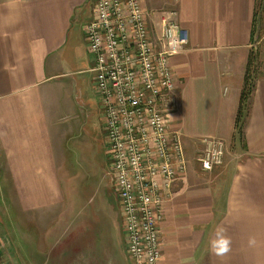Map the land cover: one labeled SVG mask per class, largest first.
<instances>
[{
	"label": "crops",
	"instance_id": "crops-1",
	"mask_svg": "<svg viewBox=\"0 0 264 264\" xmlns=\"http://www.w3.org/2000/svg\"><path fill=\"white\" fill-rule=\"evenodd\" d=\"M143 5L151 12L154 36L166 12L175 11L187 37L185 49L171 58L176 87L167 105L188 166L164 206L158 264H264V0ZM93 10L94 0H0V178L10 181L29 231L20 264H58L59 258L60 264H133L125 234L118 237L123 219L114 195L116 204L107 194V205L93 206L90 224L83 223L69 175L62 172L68 157L61 143L66 128H59L60 82L79 72L69 65L81 51L89 52L85 29ZM254 48L255 90L238 137L236 116ZM93 66L94 58L89 70L96 87ZM207 136L226 141L224 163L212 171L203 170L197 153L190 154L201 151ZM64 205L70 208L62 210ZM62 211L64 225L58 219ZM219 228L232 241L223 257L211 250ZM63 233L68 236L59 251Z\"/></svg>",
	"mask_w": 264,
	"mask_h": 264
},
{
	"label": "built area",
	"instance_id": "built-area-1",
	"mask_svg": "<svg viewBox=\"0 0 264 264\" xmlns=\"http://www.w3.org/2000/svg\"><path fill=\"white\" fill-rule=\"evenodd\" d=\"M166 13L154 36L143 0H94L93 18L85 29L133 264L160 261L164 206L188 166L167 105L176 87L171 58L185 49L187 37L176 12ZM225 156L223 138H203L197 158L203 170L222 165Z\"/></svg>",
	"mask_w": 264,
	"mask_h": 264
},
{
	"label": "rangeland",
	"instance_id": "rangeland-1",
	"mask_svg": "<svg viewBox=\"0 0 264 264\" xmlns=\"http://www.w3.org/2000/svg\"><path fill=\"white\" fill-rule=\"evenodd\" d=\"M92 65L93 56L87 50L81 51L76 60L69 65L71 70L77 68L79 72L62 79L60 83L64 87L59 92V95H62L58 100V107L62 116L59 128L61 127L60 130L63 126L66 128L61 143L63 141L66 146L68 157V163L63 167L62 172L69 175L70 188L74 190L77 197L78 204L75 205V208L77 207L75 213L79 210L82 213L78 220L88 224H90L89 217L93 206L101 205L100 203L104 206L107 205L105 199L108 197L107 194L110 195L111 203L116 204L117 202L118 207H120L111 158L107 148V131L104 129V120L102 119H105L104 107L100 103L95 87V74L89 70ZM199 152L192 150L190 154L194 156L196 153L198 155ZM7 182H10L7 178H0V251L3 252L0 256V262L7 260V264H20L21 254L24 251H22L21 245L26 243L25 240L28 239L27 233L29 231L26 230V227L23 229L27 223H23L21 220V212L16 206V201L12 200L14 197L13 190ZM112 194L116 202H114ZM64 206L62 210L70 208V205ZM108 209L111 211L109 206ZM114 212L118 213L119 210L114 208ZM44 216L43 214L42 217ZM58 219L64 225L67 215L62 211ZM117 225L118 237H120L121 234H125L121 220L118 221ZM81 232L83 237L86 235L85 233L88 235L86 228H83ZM21 233L24 239L21 238ZM79 234L81 235V233ZM63 235L65 237L61 236L60 241L58 239L59 251H61L68 236L64 233ZM31 236L33 237V235ZM65 250L63 251L65 252ZM60 261L59 258L58 264Z\"/></svg>",
	"mask_w": 264,
	"mask_h": 264
},
{
	"label": "trees",
	"instance_id": "trees-1",
	"mask_svg": "<svg viewBox=\"0 0 264 264\" xmlns=\"http://www.w3.org/2000/svg\"><path fill=\"white\" fill-rule=\"evenodd\" d=\"M258 55L259 52L256 48H254L250 51L248 56L246 73L244 77V85L242 88L238 112L236 116V128L238 137H241L243 134V128L245 126L246 119L249 116L251 109V100L256 84L255 72L257 68L256 63L259 60Z\"/></svg>",
	"mask_w": 264,
	"mask_h": 264
},
{
	"label": "clouds",
	"instance_id": "clouds-1",
	"mask_svg": "<svg viewBox=\"0 0 264 264\" xmlns=\"http://www.w3.org/2000/svg\"><path fill=\"white\" fill-rule=\"evenodd\" d=\"M250 243H255V240H250ZM231 244V238L225 234V229L219 228L211 240V250L216 256L223 257L231 251Z\"/></svg>",
	"mask_w": 264,
	"mask_h": 264
}]
</instances>
